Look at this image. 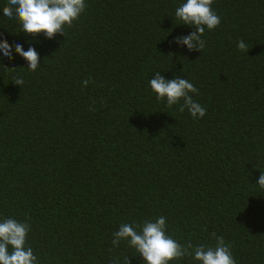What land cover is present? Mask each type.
Here are the masks:
<instances>
[{"label": "trees", "instance_id": "trees-1", "mask_svg": "<svg viewBox=\"0 0 264 264\" xmlns=\"http://www.w3.org/2000/svg\"><path fill=\"white\" fill-rule=\"evenodd\" d=\"M185 2L86 0L49 39L0 0L14 56L0 53V220L31 225L39 264H145L113 233L159 216L181 244L215 247V232L237 264H264V0H214L221 24L205 28L202 51L176 43L196 31L175 18ZM17 43L39 53L35 72ZM156 72L193 83L206 115L158 100Z\"/></svg>", "mask_w": 264, "mask_h": 264}, {"label": "clouds", "instance_id": "clouds-1", "mask_svg": "<svg viewBox=\"0 0 264 264\" xmlns=\"http://www.w3.org/2000/svg\"><path fill=\"white\" fill-rule=\"evenodd\" d=\"M214 0H186L175 11V18L182 24L195 26L187 36L176 37V43L186 45L189 50L202 51L206 41L202 39L205 28L213 30L221 24L219 15L213 10ZM3 8V15L20 23L21 30L31 36L45 35L53 39L56 35L65 33V28L73 27L87 8L86 0H8ZM237 47L242 52H248V45L240 40ZM15 51L28 61V69L35 72L40 68V55L34 47L24 50L23 45L15 44ZM0 53L9 60L14 59L12 45L7 39H0ZM13 82L23 85L22 77H15ZM90 80H83L87 87ZM151 89L157 99H166L168 107L179 105V111L186 108L193 118H203L207 109L193 99L192 94H198L196 86L185 78L177 76L166 79L161 72H156L149 81ZM264 189V172H261L257 182ZM166 217L159 216L154 221L146 220L143 224L120 225L113 233L112 244L119 246L121 241H127L138 254H141L145 264H170L185 257H192L199 264H237L232 254L231 246L225 242L223 236L211 235L216 240L215 247L204 244L193 245L191 241L181 244L167 231ZM31 225L14 218L0 220V264H39L33 248L28 245V234ZM204 231H207L205 226ZM112 264H121L117 258ZM123 264H131L130 257H125Z\"/></svg>", "mask_w": 264, "mask_h": 264}]
</instances>
